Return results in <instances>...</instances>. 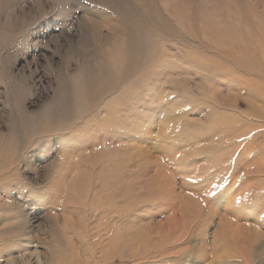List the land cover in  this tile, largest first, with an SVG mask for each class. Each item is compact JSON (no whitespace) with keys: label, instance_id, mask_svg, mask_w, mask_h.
<instances>
[{"label":"rangeland","instance_id":"374dc122","mask_svg":"<svg viewBox=\"0 0 264 264\" xmlns=\"http://www.w3.org/2000/svg\"><path fill=\"white\" fill-rule=\"evenodd\" d=\"M0 264H264V0H0Z\"/></svg>","mask_w":264,"mask_h":264}]
</instances>
